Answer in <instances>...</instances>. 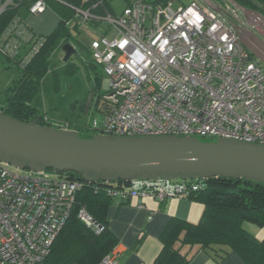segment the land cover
<instances>
[{"label":"built area","instance_id":"built-area-1","mask_svg":"<svg viewBox=\"0 0 264 264\" xmlns=\"http://www.w3.org/2000/svg\"><path fill=\"white\" fill-rule=\"evenodd\" d=\"M14 1L0 0V16ZM206 2L175 8L173 0L164 5L131 0L120 16L96 14L97 4L74 8L77 20L70 27L79 25L85 32L90 23L100 24L89 49L103 67L104 112L88 130L113 137H198L264 146V43L248 32L245 9L232 0ZM47 8L38 0L30 15ZM256 20L254 27L264 35V22ZM19 26L0 54L14 55L21 39L30 38ZM245 35L253 51L245 47ZM201 179L130 181L111 194L122 201L185 199L202 187ZM80 188L61 173L13 171L0 162V264H39L66 225ZM78 217L97 234L103 231L85 207ZM115 258L112 251L100 264H115Z\"/></svg>","mask_w":264,"mask_h":264},{"label":"trees","instance_id":"trees-1","mask_svg":"<svg viewBox=\"0 0 264 264\" xmlns=\"http://www.w3.org/2000/svg\"><path fill=\"white\" fill-rule=\"evenodd\" d=\"M36 1L15 0L0 16V48L6 38L14 34L17 23L30 35L28 40L26 36L21 39L23 44L17 53L5 55L9 62L15 64L20 76L16 84L7 90L5 102L0 103V112L24 122L35 121L43 126L67 127L80 132L81 124L78 122L59 124L41 115L33 103L42 92V81L48 73L53 54L57 49H62L64 44L71 43L76 47L75 57L87 71L95 70L96 63L89 46L80 40L84 31L79 25L70 27V23L77 20L74 8H91L97 4L94 8L96 14H113L110 0H44L60 19L48 36L37 35L27 26L26 19ZM144 1L164 5L170 0ZM232 1L241 8L259 10L264 14V3L259 0ZM127 3L130 4L131 0H127ZM90 25L93 29L100 27V24ZM23 49L25 53L20 55ZM85 53L90 58L84 57ZM65 66L67 74H73L80 67L70 61ZM101 85L102 75L95 73L88 104H75L73 108L79 106L80 110L89 113L90 102L96 92L101 94ZM101 96H98L97 103ZM63 176L81 183V188L66 225L53 243L50 253L39 264H100L118 244L107 220L108 207L116 199L111 192L125 189L128 183L88 182L82 175L72 172L63 173ZM200 183L202 187L188 197L204 205L200 221L191 223L178 218L171 219L161 235L163 248L154 264H189L190 254L183 252L187 246H198L218 259L236 252L246 264H264V238L259 240L244 227L246 223H251L264 228V183L226 177L201 179ZM83 207L104 228L100 234L78 217Z\"/></svg>","mask_w":264,"mask_h":264},{"label":"water","instance_id":"water-1","mask_svg":"<svg viewBox=\"0 0 264 264\" xmlns=\"http://www.w3.org/2000/svg\"><path fill=\"white\" fill-rule=\"evenodd\" d=\"M62 51L65 63L76 55L71 43ZM0 162L34 172L77 173L88 182L226 177L264 183V146L259 144L179 136L87 139L77 130L24 122L2 112Z\"/></svg>","mask_w":264,"mask_h":264},{"label":"rangeland","instance_id":"rangeland-1","mask_svg":"<svg viewBox=\"0 0 264 264\" xmlns=\"http://www.w3.org/2000/svg\"><path fill=\"white\" fill-rule=\"evenodd\" d=\"M175 8L180 6H188L193 1L202 2V4H207L206 0H173ZM215 1V0H214ZM223 2V0H218ZM112 3L113 11L120 12L116 14L120 16L123 10L127 7V0H110ZM111 8V6H110ZM111 8V9H112ZM244 9V8H243ZM246 10L247 16H249V22H252V19L257 22H264V14L259 10ZM248 11V12H247ZM251 13V14H250ZM49 16H45L42 20H36L33 23L36 32H42L43 30L49 31L53 28V20L57 23V16L53 11H49ZM47 14V15H48ZM32 20V19H31ZM52 26V27H51ZM251 28V29H250ZM250 31L255 32L256 38L264 43V35L262 32L257 30L254 26H251ZM99 27L90 28L85 30L84 34L80 37V40L87 46H89L91 40L94 38V32H98ZM252 32V33H253ZM245 45L251 51L252 50V40L249 38L243 37ZM20 55L24 54L25 50H20ZM258 53V52H257ZM86 58H90L89 54L83 55ZM64 54L62 49H57L51 58V64L48 70L47 75L42 81V92L39 97L34 101L33 107L36 108L39 113L46 118H49L52 121H55L59 124H69L78 122L80 126V135L82 138L90 139L94 136V133L86 128L91 124L93 118L99 117L104 112V100L101 94L104 92L101 89L99 92H96L94 98L90 102L89 113L78 108L75 109L73 106L75 104H85L87 105L90 99V90L93 83V77L95 73L102 75V83L105 79L103 74V67L95 64L94 71H87L80 63H78L76 57H73L70 62L76 63L80 66L79 69L73 74H67L65 71V63L63 61ZM20 73L17 70L14 63L9 62L6 56L0 54V102H5L7 98V88H11L16 84L19 79ZM98 96L100 101L97 103ZM206 142H216L211 138L204 139ZM12 170L16 168L12 167ZM56 173H54L55 175ZM254 225V228H248ZM246 230L254 235L259 240L264 238V228H261L255 224H245ZM254 229V230H253ZM261 231V232H260Z\"/></svg>","mask_w":264,"mask_h":264},{"label":"crops","instance_id":"crops-1","mask_svg":"<svg viewBox=\"0 0 264 264\" xmlns=\"http://www.w3.org/2000/svg\"><path fill=\"white\" fill-rule=\"evenodd\" d=\"M109 5L112 8L110 1ZM111 10L115 15L120 13L114 12L113 8ZM49 11L52 10L47 8L39 16L29 15L27 17V26L35 34L48 36L57 27L60 19L56 15L58 21L54 24L55 20H53L52 26H54L51 30H43V33L35 31L34 21L49 16ZM248 25L249 28L256 26L253 21L248 22ZM250 29L248 32L255 35V32L250 31ZM245 47L247 48L246 45ZM203 212L204 205L191 198H169L163 202L154 198H132L125 201L115 199L107 210L109 229L118 239L117 246L112 250L116 251L115 264H154L163 248L161 235L169 221L178 218L191 223H198ZM253 226L248 228H254ZM183 252L190 254L189 264H246L236 252H232L222 259L215 258L210 253L200 250L198 246L193 248L187 246Z\"/></svg>","mask_w":264,"mask_h":264}]
</instances>
